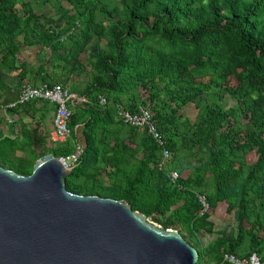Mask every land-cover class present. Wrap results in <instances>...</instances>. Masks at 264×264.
<instances>
[{
	"label": "trees",
	"instance_id": "obj_1",
	"mask_svg": "<svg viewBox=\"0 0 264 264\" xmlns=\"http://www.w3.org/2000/svg\"><path fill=\"white\" fill-rule=\"evenodd\" d=\"M62 1L41 0L53 18L30 1L0 0V111L18 101L24 83L67 88L73 80L70 92L83 99L64 143L49 141L47 101L6 110L14 122L0 119V166L27 176L40 158L70 156L81 142L69 192L123 200L179 231L198 251L197 264H223L226 254L264 262V0ZM23 48L38 60L23 58ZM9 72L18 86L4 79ZM190 104L193 122L181 113ZM116 107L151 112L172 153L166 164L164 148L147 129L116 119ZM198 194L236 223L206 247L198 235L213 234L214 223Z\"/></svg>",
	"mask_w": 264,
	"mask_h": 264
},
{
	"label": "water",
	"instance_id": "obj_2",
	"mask_svg": "<svg viewBox=\"0 0 264 264\" xmlns=\"http://www.w3.org/2000/svg\"><path fill=\"white\" fill-rule=\"evenodd\" d=\"M66 168L48 154L30 175L0 166V264H197L183 235L123 200L66 188Z\"/></svg>",
	"mask_w": 264,
	"mask_h": 264
},
{
	"label": "built area",
	"instance_id": "obj_3",
	"mask_svg": "<svg viewBox=\"0 0 264 264\" xmlns=\"http://www.w3.org/2000/svg\"><path fill=\"white\" fill-rule=\"evenodd\" d=\"M32 100H44L54 105V116L52 119L53 129L49 134L50 143H64L72 136V130L69 126L70 118L73 115L77 102L83 100L78 95L73 94L70 90L60 84L50 86L42 84L41 86H30L25 84L20 93L17 103L23 104ZM10 104L4 107V110L14 108L16 104ZM102 104H106V100H101ZM116 119L122 120L124 123L137 129H147L148 133L155 139L159 146L164 148L162 165L166 164L172 157V153L165 149V139L158 130L151 112L145 107H140L138 113H132L121 107H116ZM9 123L14 120L7 117ZM84 145L81 142L74 144V151L70 156L60 157V161L66 168H73L83 154ZM170 178L176 182L180 178V174L176 171L170 173ZM198 202L201 207V214L210 213L211 208L207 197L203 194L197 195ZM151 220V218H149ZM223 264H264L257 254H252L248 259H240L233 254H226Z\"/></svg>",
	"mask_w": 264,
	"mask_h": 264
},
{
	"label": "rangeland",
	"instance_id": "obj_4",
	"mask_svg": "<svg viewBox=\"0 0 264 264\" xmlns=\"http://www.w3.org/2000/svg\"><path fill=\"white\" fill-rule=\"evenodd\" d=\"M32 2V5L36 12L41 13L48 17L57 18L56 10L52 8L49 4H41V0H26ZM62 4L64 7L69 8V4L63 0ZM23 58L29 60L30 62H36L38 60L37 53L36 52H30L28 49L23 48L21 50ZM84 60V59H83ZM86 61V60H85ZM77 79V78H76ZM77 85L81 88L84 87V83L87 81L86 76L80 77V79H77ZM232 85L236 84V79L232 78L231 80ZM73 84V80H70L68 82L67 88L70 89L71 85ZM181 113H183L186 117H188L192 122L195 121V118L198 114V109L195 107L194 104H190L187 107L183 108L181 110ZM4 114L5 112L3 110L0 111V119L4 120ZM25 124H34L31 121V118L28 116H25L24 121ZM34 126V125H31ZM54 146H58V144H55ZM20 154V153H19ZM21 155V154H20ZM141 156V155H139ZM248 161L249 163H253L256 161V155L255 153H250L248 155ZM103 180L105 183L108 184L107 176L104 174ZM225 206L220 204L216 209H212L210 220L214 223V233L213 234H206L205 232L199 233V238L201 240V244L203 247H206L208 244H210L212 241H214L217 238V235L219 232L223 230H227L228 232L231 231V229L236 226V223L234 221V217L232 214H229L225 211ZM261 235V234H260ZM207 260V258H206ZM206 264V263H205ZM210 264H215L213 262H210Z\"/></svg>",
	"mask_w": 264,
	"mask_h": 264
},
{
	"label": "crops",
	"instance_id": "obj_5",
	"mask_svg": "<svg viewBox=\"0 0 264 264\" xmlns=\"http://www.w3.org/2000/svg\"><path fill=\"white\" fill-rule=\"evenodd\" d=\"M3 77H4V79L7 81V83L9 84V85H13V86H18L19 85V83H20V79H19V77L16 75V74H14V73H5L4 75H3ZM25 84H28V83H24V84H22V86L20 85V91H19V97H18V101H19V98H20V93H21V89H22V87L25 85ZM28 85H30V86H33L32 84H28ZM42 85V84H41ZM17 101V102H18ZM16 102V103H17ZM49 103V102H48ZM12 104H15V103H12ZM17 104H19V103H17ZM16 104V105H17ZM48 107L50 108V112H49V114L47 115V117H46V132L47 133H51V131H52V129H53V125H52V119H53V116H54V105L53 104H50L49 103V105H48ZM3 111L5 112V110H4V108H3ZM11 117L12 119H13V116L8 112H5V114H4V120H5V122H7L8 124H11V123H9L8 121H7V117ZM49 134H48V136H49Z\"/></svg>",
	"mask_w": 264,
	"mask_h": 264
}]
</instances>
